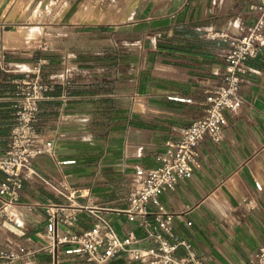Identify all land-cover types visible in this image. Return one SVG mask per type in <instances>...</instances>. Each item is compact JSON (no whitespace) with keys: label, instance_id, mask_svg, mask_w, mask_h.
Returning <instances> with one entry per match:
<instances>
[{"label":"crops","instance_id":"1","mask_svg":"<svg viewBox=\"0 0 264 264\" xmlns=\"http://www.w3.org/2000/svg\"><path fill=\"white\" fill-rule=\"evenodd\" d=\"M43 1L15 0L19 20H0V157L19 84L27 78L53 83L40 103L37 148L50 140L55 148L53 155L33 158L37 174L25 180L18 201L0 196V209L13 218L0 216V248L43 244L49 203L78 213L77 222L60 232L108 222L121 237L144 239L148 228L126 213L135 171L157 166L181 128L205 114L208 92L225 73L231 47L225 36L257 20L250 10L254 0H69L70 12L50 19L55 3L59 13L65 7L52 0L43 19L32 20ZM78 7H86V15L95 7L94 16L109 20L85 21ZM4 24L37 25L25 35L35 44L6 43ZM66 77L73 84L64 104ZM240 94L243 103L227 112L222 139L206 137L193 175L161 197L176 231L205 264H243L264 246V46L247 61ZM69 160L75 162L63 163ZM5 178L0 170V185ZM71 246L40 253L39 264H95L67 253ZM107 264L139 263L119 253Z\"/></svg>","mask_w":264,"mask_h":264},{"label":"built area","instance_id":"2","mask_svg":"<svg viewBox=\"0 0 264 264\" xmlns=\"http://www.w3.org/2000/svg\"><path fill=\"white\" fill-rule=\"evenodd\" d=\"M250 10L258 14L257 20L240 34L225 36V40L231 41V47L224 56L225 73L222 81L208 92L205 114L181 128L180 135L166 153L157 157V166L138 167L135 171L126 213L130 219L140 220L148 228L146 237L140 239L133 233L121 237L108 222L81 232H60V228L77 222L78 213L71 211L68 205L49 203L44 243L37 247L24 243L2 247L0 264H39L40 253H55L62 244L72 245L67 253L83 255L95 264H107L119 253H126L129 259L139 264H205L193 244L176 231L174 215L166 209L161 197L181 179L193 175L199 164L202 141L206 137L213 141L221 140L228 124L227 112L238 110L243 103L240 86L247 72V61L256 57L264 46V0H254ZM62 82L66 88L61 98L67 104L71 99L73 81L66 77ZM52 88L53 83L39 77L27 78L19 84L15 96V120L8 135L6 152L0 157V170L6 174L0 185V196L8 195L10 203L18 201L25 180L37 174L33 158L43 152L54 154V142L51 140L44 144L43 149L37 148L40 103ZM256 187L262 189V184L257 182ZM70 199H73V194H70ZM3 215L13 219L5 207L0 209V216ZM142 240L150 242V245L138 246ZM243 264H264V246L254 260Z\"/></svg>","mask_w":264,"mask_h":264},{"label":"rangeland","instance_id":"3","mask_svg":"<svg viewBox=\"0 0 264 264\" xmlns=\"http://www.w3.org/2000/svg\"><path fill=\"white\" fill-rule=\"evenodd\" d=\"M47 1H49V0H47ZM50 1H51V5H52L53 4V1L52 0H50ZM41 3L33 11V14H32L31 19L34 20V21L42 20L43 19L42 18L43 17V12L49 8L48 7L46 9H44V10H40ZM62 4H65V7H64V10H62L59 13V7L57 6V3H55V7L50 10V19H53L54 17L55 18L56 17L58 18V17L62 16L64 13H69L70 12L69 10H71L73 8L72 7L73 5L70 4V1L69 0H63ZM87 6L88 7L91 6L89 2L88 3L86 2V7ZM86 7H78L77 10H79V12L81 14H83V16H82V19L83 20H85V21L92 20V18L94 16L93 12L95 11V7H94V11L92 13H90L89 15L84 14V12L86 11ZM96 10H99L100 11L101 9L99 7H97ZM29 12L31 14L32 9L29 10ZM104 12H105V9H104ZM19 13H20V10H19ZM97 14H102V13H97ZM102 15H105V14H102ZM105 16H107L109 18L108 15H105ZM19 18H20V15H19ZM30 26H37V25H33V24H29V25L28 24H26V25L17 24L15 29H8V30L4 29V34L6 36H9V38L11 39L10 40L11 44L13 43V40H15V39L18 40L19 39L20 41H24V42H22V44L15 43L14 45H24V44L33 45V44H35V42L33 44L32 43H29V41H31V38L25 39V35H26L25 32L28 31V29L30 28ZM37 35H35V36H37ZM0 42H2L1 39H0ZM3 42H5V41L3 40Z\"/></svg>","mask_w":264,"mask_h":264},{"label":"bare ground","instance_id":"4","mask_svg":"<svg viewBox=\"0 0 264 264\" xmlns=\"http://www.w3.org/2000/svg\"><path fill=\"white\" fill-rule=\"evenodd\" d=\"M15 3H16L15 0H0V20L1 19H6L8 21L19 20L20 13H19V10L15 8ZM50 5H51V1H43L40 5V10H44L48 8ZM92 20L95 22H104V21H108L109 18L102 14H96L95 16H93ZM28 33H29L28 31L25 32V34H28ZM8 39L9 37L7 36L6 43L9 42Z\"/></svg>","mask_w":264,"mask_h":264},{"label":"water","instance_id":"5","mask_svg":"<svg viewBox=\"0 0 264 264\" xmlns=\"http://www.w3.org/2000/svg\"><path fill=\"white\" fill-rule=\"evenodd\" d=\"M3 28L8 30V29H15L16 28V24H4Z\"/></svg>","mask_w":264,"mask_h":264}]
</instances>
